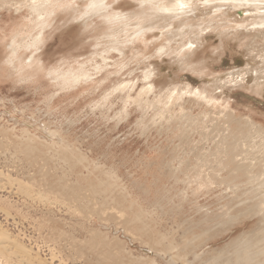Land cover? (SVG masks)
Masks as SVG:
<instances>
[{"label":"rangeland","instance_id":"rangeland-1","mask_svg":"<svg viewBox=\"0 0 264 264\" xmlns=\"http://www.w3.org/2000/svg\"><path fill=\"white\" fill-rule=\"evenodd\" d=\"M167 1L0 0V231L30 264H264V25L231 0L150 23Z\"/></svg>","mask_w":264,"mask_h":264},{"label":"bare ground","instance_id":"bare-ground-1","mask_svg":"<svg viewBox=\"0 0 264 264\" xmlns=\"http://www.w3.org/2000/svg\"><path fill=\"white\" fill-rule=\"evenodd\" d=\"M231 1H234V2H236V3H240L241 5L240 6H238V8H242V7H244L243 5L244 4H251L252 5V3H254V6L257 8V13H258V15H259V17H258V20H256V23H255V26L254 27H260V26H262V25H264V0H231ZM41 3V2H40ZM162 3V2H161ZM185 3V2H184ZM45 4V3H44ZM184 4H183V2H182V0H168L167 2H165L164 4L162 3V5H160L158 8H152V7H154V6H152V7H150V9L152 8L153 9V12H155L154 13V15H153V17L151 18V20L149 19V21H150V23H155L154 21H155V19H154V21H153V18H157V16H158V19H160L159 18V16H161L160 15V13H163L164 12V14L165 13H173V14H175L174 12H177V11H179L180 9H181V7L183 6ZM104 4H102V2L101 1H99L98 3H94V5L92 6V9H91V13H101L103 10H104ZM45 9H46V7H45ZM41 10H44V7L42 8V6L40 7L39 5L38 6H36L35 8H34V11H36V13L38 12H43V11H41ZM148 10V9H147ZM155 10V11H154ZM143 11L144 10H142V13H143ZM150 11V10H149ZM148 11V12H149ZM152 11V10H151ZM152 12V13H153ZM90 13V14H91ZM145 13V12H144ZM143 13V14H144ZM147 13V12H146ZM241 13V12H240ZM134 14V13H133ZM163 14V15H164ZM87 15H88V13H87ZM145 16H147V18H145V17H143L142 18V21H143V19L145 20V19H148V17H150V16H152L151 15V13L150 14H144ZM150 15V16H149ZM157 15V16H156ZM166 15V14H165ZM258 15H256V16H258ZM39 16V15H38ZM72 16V15H71ZM91 16H92V14H91ZM154 16H156V17H154ZM40 17V16H39ZM162 17H164V16H162ZM161 17V19L163 20V18ZM167 17H169V16H167ZM171 17V16H170ZM170 17L168 18V19H165L164 21H163V24H164V22L166 21V20H170ZM196 17V16H195ZM74 18V17H73ZM135 18H137V17H135ZM164 18H166V17H164ZM171 18H174V17H171ZM224 19H225V17H223ZM222 18V19H223ZM125 19V18H124ZM221 19V18H220ZM80 20V19H79ZM157 20V19H156ZM178 20V19H177ZM210 20V19H209ZM148 21V20H147ZM147 21H145V22H147ZM179 21V20H178ZM177 21V22H178ZM211 21V20H210ZM226 21H227V19H226ZM231 21V20H230ZM157 22V21H156ZM161 22V21H160ZM167 22V21H166ZM209 22V21H208ZM85 23H86V21H85ZM150 23H147V24H149L150 25ZM168 23V22H167ZM179 23V22H178ZM210 23V22H209ZM143 25L145 24V23H142ZM142 24L140 25V27H142ZM153 24H151V25H153ZM160 24V23H159ZM162 24V25H163ZM242 24V23H241ZM155 25V24H154ZM153 25V26H154ZM158 25V24H157ZM156 25V26H157ZM178 25V24H177ZM182 25V24H181ZM202 25V24H201ZM210 25V24H209ZM237 25V24H236ZM244 25V24H243ZM165 26V25H164ZM217 26V25H216ZM227 26V25H226ZM251 26V25H250ZM149 27V26H148ZM157 27H159V26H157ZM161 27V26H160ZM219 27V26H218ZM221 27H223V26H221ZM154 28V27H153ZM156 28V27H155ZM196 28V27H195ZM253 28V27H252ZM149 29H151V28H149ZM148 29V30H149ZM200 29V28H199ZM144 29H142V28H139V30L137 31V33L136 34H139L140 32L142 33V32H144L143 31ZM182 31V30H181ZM145 32H146V30H145ZM189 32V31H188ZM191 33V32H190ZM240 33V32H239ZM243 34H244V31L242 32ZM241 33V35H243ZM247 33V32H246ZM258 33V32H257ZM188 34V33H187ZM198 34H199V32H198ZM140 35V37H141V34H139ZM237 35V34H236ZM235 35V36H236ZM247 35V34H246ZM136 36V35H135ZM138 36V35H137ZM182 36V35H181ZM191 36V35H190ZM234 36V37H235ZM251 36V34H249V37H247V39L248 40H251V39H253V38H251L250 37ZM260 36V35H259ZM259 36H257V37H259ZM179 37V36H178ZM225 37H227V36H225ZM232 37V36H231ZM238 37V36H237ZM264 37V36H263ZM244 38V37H243ZM256 38V37H255ZM228 39V38H227ZM231 39H233V38H231ZM236 39V38H235ZM245 39V38H244ZM246 39V40H247ZM263 40V39H262ZM234 41L235 40H233V43H234ZM253 41V40H252ZM250 42L249 44L248 43H244L243 41H238V44H240V45H243L244 46V48L246 47V45L248 46L249 45V47H247L245 50H246V52L248 51V52H250V50H255V47L256 46H258V43L256 44V43H254V42ZM257 41V40H256ZM118 42V41H117ZM190 42H191V40H190ZM119 43V42H118ZM188 43H189V41H188ZM236 44V43H235ZM262 44L264 45V43L262 42ZM195 45V44H194ZM237 45V44H236ZM251 45V46H250ZM261 45V44H260ZM259 45V47H257V49L255 50L256 52H257V54H255V53H252L251 52V55L252 54H255V57H256V55H258L257 56V58H256V60H251L252 62H256L257 64L258 63H260V65H261V67L259 66V67H254L251 63H250V65L252 66H250V68L249 69H245V70H247L245 73L248 75L247 77H249L248 78V80L251 82V83H253L252 85H251V87H250V89L252 90V92H255V94L256 93H258V94H262V95H264V48L262 47L263 45H261L260 46ZM14 46H15V44H14ZM36 46V45H35ZM179 48V47H178ZM259 48V49H258ZM250 49V50H249ZM261 49L263 50V51H261ZM15 50V49H14ZM244 50V49H243ZM196 51V50H195ZM198 51V50H197ZM255 51H253V52H255ZM184 52V51H183ZM186 52V51H185ZM192 52V51H191ZM199 52V51H198ZM198 52H196V53H198ZM201 52V51H200ZM244 52V51H243ZM248 52H247V54H248ZM193 53V55H195L196 53L193 51L192 52ZM192 53L190 54V58L192 57L193 58V56H192ZM195 53V54H194ZM246 53H244V55H245ZM249 56V55H248ZM248 56H247V58H248ZM200 57V56H199ZM198 57V58H199ZM249 57H251V56H249ZM246 58V57H245ZM244 58V59H245ZM246 58V59H247ZM194 59H195V56H194ZM201 59V58H200ZM249 59V58H248ZM246 60L247 62L250 60ZM252 59V58H251ZM253 59H255V58H253ZM182 60V59H181ZM192 61V59H189V61ZM198 60V59H197ZM187 62V61H186ZM196 62V61H195ZM205 62V61H204ZM247 62H245V64L247 63ZM200 63H201V61L199 62V63H196V65H194L195 67H197V64L200 66ZM203 64V63H202ZM205 64V63H204ZM207 64V63H206ZM248 64H249V62H248ZM247 64V65H248ZM185 66V65H184ZM183 66V67H184ZM187 67V66H186ZM191 67V69L192 68H194V67H192V66H190ZM253 67H254V69H253ZM203 68V67H202ZM236 76V75H235ZM234 76V77H235ZM231 79V78H230ZM229 79V80H230ZM216 80V79H215ZM223 81V80H222ZM231 82H233L232 81V79L230 80ZM243 81V80H242ZM245 81V80H244ZM248 81V82H249ZM221 82V81H220ZM215 83H217V82H215ZM247 83V82H246ZM213 85V84H212ZM211 85V86H212ZM222 85V84H221ZM248 85H250V84H248ZM247 85V86H248ZM216 86V85H215ZM217 87V86H216ZM218 88V87H217ZM209 89V88H208ZM249 89V90H250ZM259 145H261V144H259ZM254 159V158H253ZM252 159V160H253ZM262 160H264L263 159V157L261 158ZM251 160V161H252ZM259 164V163H258ZM261 164V163H260ZM259 164V165H260ZM251 165V164H250ZM240 166V165H239ZM249 166V165H248ZM1 167V166H0ZM16 167V166H15ZM251 167V166H250ZM239 168V167H238ZM240 170H242V168H239ZM246 169V168H245ZM244 169V170H245ZM8 174V173H7ZM9 177V176H8ZM27 177V176H26ZM257 181H258V179H257ZM257 181H255V183H257ZM27 183V182H26ZM5 184V183H4ZM8 184V183H7ZM20 184V183H19ZM24 184V183H23ZM20 186V185H19ZM24 186V185H23ZM259 186V185H258ZM21 187V186H20ZM22 193V192H21ZM21 195V194H20ZM8 234H6V232L4 231H0V251H5L6 253L8 252V251H6V250H10V254L9 255H11V257H14V258H16V259H18V261H20V259H21V261H20V264L22 263V261L23 262H25L26 263V261H27V264H30L31 263V260H29L28 259V257L30 258V259H32L30 256V252L28 251V250H26V249H24V248H22V247H20V246H16V245H14V242H13V240H11L8 236H7ZM11 245H14V248L11 246ZM0 254H2L1 252H0ZM8 256V255H7ZM39 261V260H38ZM16 262V261H15ZM40 262V261H39ZM33 264H37L36 262H32Z\"/></svg>","mask_w":264,"mask_h":264}]
</instances>
